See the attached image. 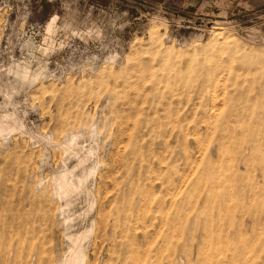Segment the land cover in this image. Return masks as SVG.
<instances>
[{"label": "rangeland", "instance_id": "rangeland-1", "mask_svg": "<svg viewBox=\"0 0 264 264\" xmlns=\"http://www.w3.org/2000/svg\"><path fill=\"white\" fill-rule=\"evenodd\" d=\"M76 256L264 264V0H0V264Z\"/></svg>", "mask_w": 264, "mask_h": 264}, {"label": "bare ground", "instance_id": "bare-ground-1", "mask_svg": "<svg viewBox=\"0 0 264 264\" xmlns=\"http://www.w3.org/2000/svg\"><path fill=\"white\" fill-rule=\"evenodd\" d=\"M54 20V19H53ZM53 20L48 24L47 30L50 31L53 25ZM79 263V258L76 256L71 264H78Z\"/></svg>", "mask_w": 264, "mask_h": 264}]
</instances>
